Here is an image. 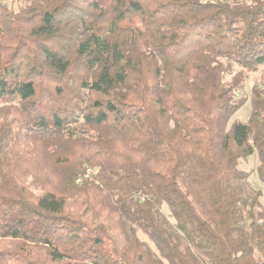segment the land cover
Instances as JSON below:
<instances>
[{
  "label": "trees",
  "instance_id": "1",
  "mask_svg": "<svg viewBox=\"0 0 264 264\" xmlns=\"http://www.w3.org/2000/svg\"><path fill=\"white\" fill-rule=\"evenodd\" d=\"M7 1L0 264H264V0Z\"/></svg>",
  "mask_w": 264,
  "mask_h": 264
},
{
  "label": "rangeland",
  "instance_id": "2",
  "mask_svg": "<svg viewBox=\"0 0 264 264\" xmlns=\"http://www.w3.org/2000/svg\"><path fill=\"white\" fill-rule=\"evenodd\" d=\"M7 3L13 8L16 9L17 3H13L10 0L7 1ZM264 68L263 66H260L258 68V71L256 72H244V80L242 83L241 88H238L234 90V95L236 97H246L245 104L232 116L230 119L231 123L232 121H240V122H247L250 118V115L252 113V105H251V96H252V90L254 88H258L259 90L264 92V82H262V70ZM237 71H242L240 67L234 66L233 67V73L230 75L228 74L226 77L227 81L231 80L232 75L235 74ZM257 166H258V160L256 154H253L245 159H241L238 164V168L244 172L247 173V182L251 189L254 191L260 192V195L257 199L258 204L254 207L255 211H259L262 207H264V183L260 180L257 174ZM162 213L167 217V219L170 221L172 225L175 224L174 219L171 216V213L166 206V204H162L161 207ZM251 221H246L241 223L240 225L244 228H248ZM138 237L144 241L150 248L152 254L154 257L159 259L162 264H167L165 259L162 258L157 248L154 246V244L146 237L145 234H143L141 231H137Z\"/></svg>",
  "mask_w": 264,
  "mask_h": 264
}]
</instances>
